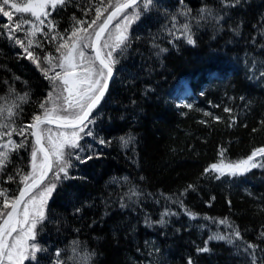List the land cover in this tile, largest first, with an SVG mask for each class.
I'll return each mask as SVG.
<instances>
[{
    "label": "trees",
    "instance_id": "obj_1",
    "mask_svg": "<svg viewBox=\"0 0 264 264\" xmlns=\"http://www.w3.org/2000/svg\"><path fill=\"white\" fill-rule=\"evenodd\" d=\"M85 2L73 0L53 13L58 31L70 29L73 15L91 19L80 10ZM227 2L155 0L131 26L130 44L117 56L114 78L93 113L95 134L112 143L105 147L92 137L81 141L85 154L91 145L99 158L74 161L69 174L75 179L62 180L49 199L47 219L30 241L42 249L36 254L39 264L57 259L60 264H82L84 257L83 264H187L189 257L194 264H250L246 252L235 247L239 242L212 240L210 251L197 252L209 236L228 231L204 217H227L245 241L264 248L257 238L264 230V168L220 180L204 175L205 168L219 162L221 147L227 161L264 147V0H241L236 7H225ZM216 15L222 17L218 22ZM4 23L7 18L0 15ZM185 24L194 45L178 31ZM37 39L55 54L54 43L39 35ZM17 53L22 50L0 38V98L11 101L15 94L29 93L16 119L30 123L50 85ZM183 82L191 87L188 98L183 97ZM129 135L133 142L122 146L120 137ZM30 153V147L13 152L6 172L30 171ZM17 186L2 185L10 194ZM122 202L127 206L121 207ZM185 209L196 219L185 215ZM166 211L175 215L165 217L163 226L156 223Z\"/></svg>",
    "mask_w": 264,
    "mask_h": 264
},
{
    "label": "snow or ice",
    "instance_id": "obj_2",
    "mask_svg": "<svg viewBox=\"0 0 264 264\" xmlns=\"http://www.w3.org/2000/svg\"><path fill=\"white\" fill-rule=\"evenodd\" d=\"M72 2L21 0L18 3L17 0H0V15L7 18V23L0 24V38L6 37L19 47L22 54L17 53L18 58L31 61L50 85L46 98L39 102L40 112L32 116L30 123H18L16 119L21 114V105L28 101L29 93L25 92L22 96L15 94L11 101L6 97L0 98L3 101L0 103V264H24L26 260L39 264L36 254L42 249L30 241L36 240L38 225L47 219L49 199L62 180L75 179L69 174V169L75 166L74 161L84 164L99 158V153L94 152L91 145L87 149L89 154H85L81 141L92 137L102 146L111 145V141L95 134L93 113L104 98L110 80L114 78L117 56L122 55L130 44L131 26L141 19L144 12L155 6V0H86L80 10L91 19L73 15L70 29L60 32L53 13ZM240 3L241 0H228L224 6L236 7ZM201 12L212 15L210 9H202ZM213 18L217 22L222 19L219 15ZM178 31L188 44H195L187 24ZM170 34L174 39L180 38L174 32ZM38 35L46 38L48 43L55 44V54L45 49L44 43L37 39ZM164 51L166 49H160V52ZM260 75L264 77V71ZM12 95L10 86L9 96ZM224 111L231 114L232 109L225 107ZM204 115L212 114L205 112ZM213 118L217 121L220 119ZM235 123L233 119L232 124ZM261 123L264 124V121ZM14 136L22 139L17 141L13 139ZM133 140L131 135L120 137L122 146H127ZM27 147L31 148L30 171L16 168L14 173H7L11 154ZM225 153L226 149L221 147L218 150L219 162L205 168L204 175L215 174L214 178L220 180L225 176H243L257 167L264 168V147L237 161H227ZM14 182L18 186L11 194L9 189L2 187L5 183ZM193 187L188 185L189 189ZM177 202L183 207L182 201ZM126 206L124 202L121 203V207ZM75 211L79 213L81 209L76 208ZM169 215L175 213H162L156 223L165 225V217ZM185 215L196 219L190 210L185 209ZM204 219H212L213 223L224 225L228 231L209 236L203 247L197 246L198 253L210 251L208 244L212 240L228 244L239 242L235 247L246 252L250 264H264V256L259 255L264 253V248L245 241L242 233L227 217L218 221L209 217ZM146 223L151 221L146 220ZM257 238L264 242V230L259 232ZM56 256L59 258L61 253L57 252ZM86 259L82 258V264ZM54 264H60L59 259ZM187 264H194L191 257Z\"/></svg>",
    "mask_w": 264,
    "mask_h": 264
},
{
    "label": "water",
    "instance_id": "obj_3",
    "mask_svg": "<svg viewBox=\"0 0 264 264\" xmlns=\"http://www.w3.org/2000/svg\"><path fill=\"white\" fill-rule=\"evenodd\" d=\"M111 81H112V80H110V82H109V87H110ZM109 87H108V88H109ZM52 127L55 128V126H52ZM49 175H50V174H49Z\"/></svg>",
    "mask_w": 264,
    "mask_h": 264
},
{
    "label": "rangeland",
    "instance_id": "obj_4",
    "mask_svg": "<svg viewBox=\"0 0 264 264\" xmlns=\"http://www.w3.org/2000/svg\"><path fill=\"white\" fill-rule=\"evenodd\" d=\"M20 1V0H19ZM90 51V50H89ZM90 54V53H89ZM258 160H261V158H257Z\"/></svg>",
    "mask_w": 264,
    "mask_h": 264
}]
</instances>
